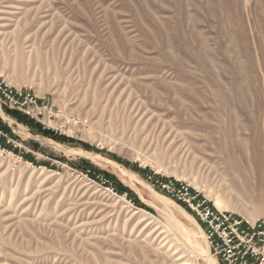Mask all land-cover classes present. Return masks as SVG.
Returning <instances> with one entry per match:
<instances>
[{
    "label": "rangeland",
    "instance_id": "1",
    "mask_svg": "<svg viewBox=\"0 0 264 264\" xmlns=\"http://www.w3.org/2000/svg\"><path fill=\"white\" fill-rule=\"evenodd\" d=\"M0 72L71 139L0 108V264H207L160 182L264 217V0H0Z\"/></svg>",
    "mask_w": 264,
    "mask_h": 264
},
{
    "label": "built area",
    "instance_id": "2",
    "mask_svg": "<svg viewBox=\"0 0 264 264\" xmlns=\"http://www.w3.org/2000/svg\"><path fill=\"white\" fill-rule=\"evenodd\" d=\"M15 110L44 127L55 117L52 107L26 87H14L0 72V108ZM49 120V121H48ZM14 121V120H13ZM16 122V120L14 121ZM0 125V144L13 142ZM167 182V181H163ZM176 201L185 203L202 227L208 251L221 264H264V217L249 221L243 216L210 205L179 183H162ZM175 186V187H174ZM177 190H176V189ZM176 190V191H175Z\"/></svg>",
    "mask_w": 264,
    "mask_h": 264
},
{
    "label": "bare ground",
    "instance_id": "3",
    "mask_svg": "<svg viewBox=\"0 0 264 264\" xmlns=\"http://www.w3.org/2000/svg\"><path fill=\"white\" fill-rule=\"evenodd\" d=\"M10 11V10H9ZM111 83H113V80L111 79L110 80V84ZM4 115V114H3ZM7 117V116H6ZM12 121V120H11ZM49 121V120H48ZM90 155V154H89ZM94 158V157H93ZM261 167V166H260ZM262 169H263V166H262ZM260 170V169H259ZM123 199V198H122ZM262 200H263V198H262V195H260L259 196V199H258V209L260 210L261 209V202H262ZM168 202H169V200H168ZM254 203V202H253ZM215 206L218 208V209H225V206L222 204V201H220L219 199H216L215 200ZM172 207V209L174 208V207H176V208H179L180 210H181V212L182 213H184V214H186V215H188L187 213H186V211H184L182 208H180V207H178L176 204H169V208H171ZM139 213V211L138 212H135V213H133L131 216H133V217H135L136 216V214H138ZM169 216V218L175 223H178V225H179V227H180V229L182 230V231H184L185 233H186V235L187 234H190V235H192V236H195L197 233H198V231H195L194 229H191V228H189V227H185L184 225H182L181 223H180V221H178L177 220V218L175 217V216H173V215H168ZM189 216V215H188ZM143 217V216H142ZM139 219H141V218H139ZM246 219H248V218H246ZM249 219H251V220H249ZM249 221H254V218L253 217H249ZM143 220H145V219H143L142 218V220H140V221H143ZM197 225V224H196ZM198 228V230L200 229L199 227H197ZM200 231H201V229H200ZM201 235V234H200ZM191 243V242H190ZM196 248L200 251V252H202V254L204 255V257H205V260H206V263L207 264H218L217 263V261H216V259L214 258V257H212V256H210V253L208 252V247H201L200 245L199 246H196ZM186 256V255H185ZM192 256V253L190 252H187V258L185 257L184 258V256H181L180 255V258L179 259H184L185 260V262L184 263H182V264H192L191 262H189V260H192L190 257ZM174 259H176V258H174ZM179 264H181V263H179Z\"/></svg>",
    "mask_w": 264,
    "mask_h": 264
},
{
    "label": "trees",
    "instance_id": "4",
    "mask_svg": "<svg viewBox=\"0 0 264 264\" xmlns=\"http://www.w3.org/2000/svg\"><path fill=\"white\" fill-rule=\"evenodd\" d=\"M6 111H8L9 114H11L12 116L18 118V120H20L21 122H23V123H25L27 125H30L35 131H37L39 133H42V134H44L46 136H50V137H52L54 139L61 140V141H70L71 140L69 137H66L64 135H58L54 131L44 129L39 123L30 120L29 118H27L26 116L22 115L21 113L15 111V110H6ZM3 127H4V125H3ZM6 129L7 128H5V130ZM3 144H4V142H3ZM83 146L87 147V145H85V144H83ZM144 171L146 172L147 169H144ZM161 180L162 181H167V179H165V178H162ZM122 189H120V190H122ZM177 202L180 203L182 206H184L187 209L185 203H183L181 201H177Z\"/></svg>",
    "mask_w": 264,
    "mask_h": 264
}]
</instances>
